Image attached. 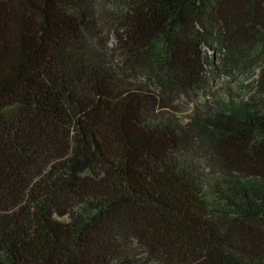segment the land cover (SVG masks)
I'll return each mask as SVG.
<instances>
[{
    "label": "trees",
    "instance_id": "trees-1",
    "mask_svg": "<svg viewBox=\"0 0 264 264\" xmlns=\"http://www.w3.org/2000/svg\"><path fill=\"white\" fill-rule=\"evenodd\" d=\"M0 264H264V0H0Z\"/></svg>",
    "mask_w": 264,
    "mask_h": 264
},
{
    "label": "rangeland",
    "instance_id": "rangeland-1",
    "mask_svg": "<svg viewBox=\"0 0 264 264\" xmlns=\"http://www.w3.org/2000/svg\"><path fill=\"white\" fill-rule=\"evenodd\" d=\"M213 50H210V53H212ZM217 52V51H215ZM218 60V59H217ZM260 70H257L254 75H252L249 72H242L239 70H235L231 74L222 73L221 76H219L212 88L211 91H214L220 86H232L233 88H236L238 91L244 88V85L250 83L253 79L258 78ZM249 90L247 89V92ZM204 98V95H202L201 99Z\"/></svg>",
    "mask_w": 264,
    "mask_h": 264
}]
</instances>
